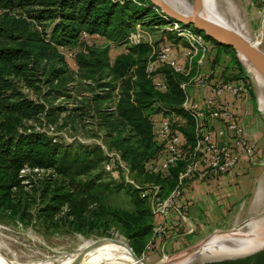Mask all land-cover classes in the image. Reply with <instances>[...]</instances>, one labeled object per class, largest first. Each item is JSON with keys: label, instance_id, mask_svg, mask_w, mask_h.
I'll list each match as a JSON object with an SVG mask.
<instances>
[{"label": "trees", "instance_id": "1", "mask_svg": "<svg viewBox=\"0 0 264 264\" xmlns=\"http://www.w3.org/2000/svg\"><path fill=\"white\" fill-rule=\"evenodd\" d=\"M139 1L142 5L118 4L111 0H0V218L18 220L24 226L32 225V221L47 224L53 220L55 211L66 204L77 218L82 219L91 201L97 203V208L91 211V220L100 222L106 218L117 224L135 255H141L155 238L159 237L161 241L163 235L154 233L150 203L136 188L133 187L134 193L130 197L131 210L106 206L103 193H99L100 187L94 184H84L77 192L72 190L75 177L103 161L101 147H76L66 141H54L45 132L20 129L23 120L38 116L45 110V104L15 91L20 82L33 85L37 81L36 75L43 61L52 63L45 82L50 86L55 84V89L65 88L72 80L73 71L58 48L75 49L76 73L83 86L91 85L84 83V78H92L104 91L107 87L112 90L118 82L120 97L115 111L100 107L104 95H95L91 99L99 117L98 124L103 125L112 137L110 145L120 151L130 173L142 180L140 183L134 180L136 183L157 184L159 196L166 198L178 182L183 163L171 167L169 176L146 171L145 162L156 158L162 149L154 139L150 116L158 111L159 104L185 116L186 127L180 126V129L189 144L193 143V122L181 107L184 94L179 84L183 75L164 69L161 77L167 83V90H156L145 73L149 55L147 45L144 42L127 45L124 41L141 19L149 18L145 25L164 22L155 14L149 0ZM45 25L50 27L48 36L44 33ZM81 31L98 33L104 43L86 45L80 50L83 46ZM206 39L211 42V50L216 49L211 59L213 66L220 62L221 55L231 57L221 76L244 83L239 80L244 69L235 51L212 38ZM114 44L127 46L110 62L108 50ZM131 67H135L137 76L133 83L124 77ZM106 77L110 81L102 83ZM7 89H11L10 94L5 92ZM112 130H115L114 136ZM25 166L32 171L34 168L43 170L42 177L36 176L37 172L30 173L28 190L24 189V176L20 172ZM55 175L61 180L56 187ZM32 206L33 210L30 209ZM214 264H264V251Z\"/></svg>", "mask_w": 264, "mask_h": 264}, {"label": "rangeland", "instance_id": "2", "mask_svg": "<svg viewBox=\"0 0 264 264\" xmlns=\"http://www.w3.org/2000/svg\"><path fill=\"white\" fill-rule=\"evenodd\" d=\"M188 1L191 2L192 0ZM208 3L207 13L215 17L210 7V1H208ZM213 3L215 11L221 13L225 17H223L224 23L236 28L240 32L242 31L241 33L258 43V46L264 51V0H213ZM151 14H149V16ZM141 20L143 21L145 19ZM165 25V22H156L143 27L144 31L147 33L146 37H148L147 35L150 36V40L147 39L144 42L149 49L148 57L154 50L155 55H153V58H155L161 53V49L164 45H171L175 53H178L179 48L188 49L187 43L182 39H176L177 37H174V33L165 29ZM43 28L44 33L48 36L50 30L49 25H45ZM127 45H111L108 50L110 62H112L117 54L124 51ZM240 58L243 62L239 60L243 66L244 72H242V76L239 80L240 82L248 84V99L245 102H241L240 111L236 108L235 113L238 118L242 120L249 139L256 143L259 156L255 164H250L252 179L250 180V189L246 199L237 203L234 211L228 218V223H226L224 227L218 229L238 228L247 233L246 228H248L251 222L256 221L259 224L263 223L260 226H264V116L258 111V108H260L264 112V107L261 105L260 90L255 78L241 56ZM65 59L68 67L73 71L72 80L66 83L65 88L59 87L55 89V84L50 86L45 82L48 77L47 73H49L52 64L49 61L41 62L39 71L36 75L37 81H35L33 85L25 84L24 82H20L17 85V90L15 91L23 93L29 99L45 104V110L34 118L24 119L20 129H34L35 131L45 132L60 143L66 141L74 144L76 147L78 145H84L86 147L100 146L102 157H104L103 161L98 166L92 167L89 171L75 177L72 190L77 192L78 187H82L84 184H94V186L100 187L99 193H103L101 195L104 198L103 202L106 206L131 210L132 205L130 197L131 194L134 193L133 186L124 184V174L116 159H113V163L110 161L113 166L111 171H104L105 163L111 159L108 154H119L120 158L123 161L125 160L122 158L120 151L110 145V139L112 137L108 134L103 125L98 124L99 117H97L98 115L94 109L95 104L91 101L92 97L95 95H104V99L100 102V107L113 106L118 82L116 81L115 88L112 90H110V87H107V90L104 91L95 84L96 82L92 78H84L85 80L82 81L84 83H90L91 85L83 86L76 73L78 66L74 58H67L65 56ZM174 59L183 66L184 63H181L179 58L177 59V56L174 57ZM196 59L197 57L193 59V66H195L194 61ZM157 64H159V66L155 74L163 76L164 69H171L181 74L175 71L166 62H157ZM215 65L216 64H214V66L212 65V70H214ZM197 75L198 73H196L194 68L188 75H183L184 79L182 82L187 83L185 86L187 93H189L190 90H198L197 92L201 91V87L196 85L199 83L196 80ZM108 81L110 80L107 77L102 79V83ZM5 92L10 94L11 89H7ZM49 125L53 126V129L49 128ZM114 135L115 130H112V136ZM31 172H37L36 176H43V170L32 171L29 168L25 169V171L22 172L24 176L22 183L25 185L24 189L27 190L29 189L28 183L31 178L29 176ZM133 175L130 173L129 177L136 182L138 181V183L142 181L137 178L136 175ZM60 183V178H58V175H55V187L56 185L59 186ZM33 208V206L30 207L31 210H33ZM96 208L97 203L90 201L87 208L88 211H85L82 215L83 218L79 219L72 210H69L71 207L69 208L68 205L65 204L55 211L53 220L47 224H35V221H32V225L29 224L24 226L18 220L10 221L7 218H0V255L7 260H15L25 264L46 258L57 259L55 257L63 253H74L81 247L83 239H122L120 237L122 233L117 224L111 223L106 218H102L100 222L95 221V219L93 221L91 220V211ZM104 221H106V223H104ZM213 232L214 230L210 233L194 236L195 238L191 237V239L182 244L179 249L170 248L166 252L157 249L156 246L157 243L159 244V241L157 240L158 238H155V241L149 242L145 251L138 257L146 264H157L163 258L165 259V256L179 253L211 235ZM117 233L119 234L118 236L116 235ZM122 236L124 237L122 240L131 247V243L128 239L124 235ZM185 236L187 239L190 238L188 235ZM255 242L258 244L257 249L259 251L261 248V250H264V236L262 234ZM258 250H256L257 252L255 251V253L252 252L253 254L249 253L251 255L245 254L246 256L241 255V257L238 256V258L256 255L259 253ZM72 255L74 254L70 256Z\"/></svg>", "mask_w": 264, "mask_h": 264}, {"label": "built area", "instance_id": "3", "mask_svg": "<svg viewBox=\"0 0 264 264\" xmlns=\"http://www.w3.org/2000/svg\"><path fill=\"white\" fill-rule=\"evenodd\" d=\"M118 4L132 2L134 4L142 3L139 0H111ZM148 6V5H147ZM155 14L159 16L165 23V29L174 33L175 37L184 40L188 49L185 52V61L183 66L178 64L173 56L175 52L171 45H164L155 58L154 50L148 57L145 65L146 76L152 80L156 90L164 92L167 90L165 79L155 74V70L159 66L157 62H166L175 71L183 75H188L194 68L198 73L196 85L206 91L204 105L198 106L190 100V96L185 90L186 82H181L179 87L184 94L182 109L192 120L193 143L186 142V137L180 129L179 123L176 121L174 111L169 108L158 105V111L150 116L153 127L154 139L162 149L156 158L145 162V169L149 173L169 176L170 168L175 164L182 162L183 171L178 176V185L170 192V194L161 199L159 196L160 187L154 185H140L129 177L130 171L128 165L120 158L119 154H108L110 161L116 159L122 173L124 174V183L130 184L139 191L141 197L146 198L151 206L153 215L162 218V222L154 227L155 234H164L165 219L171 212L177 214V219L183 231L191 233L194 230L193 224L189 221L183 206L175 203V198L179 195L180 185L186 179L197 178L205 179L207 176H219L230 173L240 163L248 165L255 164L258 161L259 153L257 145L251 141L246 133V128L242 120L238 118L230 100H238L245 102L248 99V87L245 83H236L231 80L216 77L213 70L202 72L201 65L211 50L212 45L206 39L202 32L196 31L192 26H186L179 22L170 20L166 15L162 14L157 8L150 5ZM149 21V18L139 21L135 24L134 30L126 35L124 41L127 44H139L150 40L143 27ZM80 38L84 49L86 45L103 44L104 39L98 33L89 34L81 31ZM58 50L67 58H73L76 54L75 49H69L60 46ZM195 66H193V59ZM129 78L131 83L135 82L137 76L135 67H131L124 76ZM132 94L133 91L131 90ZM115 102L113 106L107 109L115 111V104L120 97V90L117 84L115 90ZM133 97V95H132ZM50 126V125H49ZM49 128L53 129V126ZM56 141V139L54 140ZM115 156V157H114ZM107 161L104 165V171H111L112 163ZM28 169L24 167L21 173ZM33 170L37 171V168ZM119 235L118 233L116 234ZM122 239L124 237L120 235Z\"/></svg>", "mask_w": 264, "mask_h": 264}, {"label": "crops", "instance_id": "4", "mask_svg": "<svg viewBox=\"0 0 264 264\" xmlns=\"http://www.w3.org/2000/svg\"><path fill=\"white\" fill-rule=\"evenodd\" d=\"M185 52L186 48H179L178 53L176 52L173 58L177 56V59L179 58V61L183 63L185 61ZM215 53L216 49H212L210 54L204 59L201 65L203 73L212 70L211 59ZM221 57L220 62L215 65L213 70L216 77H222L221 71L231 59L228 54H223ZM234 71L237 72V70ZM197 91L190 90L188 93L190 100L198 106H203L206 91L203 89H201L200 92ZM230 101L235 111L236 108H238V110L240 109V101ZM175 115L179 125L186 127L187 119L185 116H181L177 113H175ZM186 142L189 143L187 139ZM251 170L250 165L240 163L236 165L230 173L219 176H207L202 180L195 177L186 179L179 187V195L175 198V203L180 207L183 206L189 221L194 226V230L191 233L183 231L182 227L179 225L177 214L175 212L169 213L165 219V232L162 234L163 236L160 235L161 241L158 239L159 244L157 243V249L162 252H166L170 248L177 250L187 240L189 241L191 237L195 238L196 236L210 233L215 229L224 227V225L228 223V218L234 211L237 203H239V201H244L249 193L250 180L252 179ZM143 185H154V183H146ZM177 185L178 182L175 186ZM153 222L154 227H156L162 222V218L158 215H153ZM185 235H188L190 238L187 239ZM262 251L264 250L258 252L260 253ZM242 258L209 261L204 264H214L225 260Z\"/></svg>", "mask_w": 264, "mask_h": 264}, {"label": "bare ground", "instance_id": "5", "mask_svg": "<svg viewBox=\"0 0 264 264\" xmlns=\"http://www.w3.org/2000/svg\"><path fill=\"white\" fill-rule=\"evenodd\" d=\"M166 1L172 6H174L176 9H179L183 12H188L191 10V2L188 0ZM208 1H210V7L211 10L214 12V16L217 18V20L224 23L225 17L221 13L215 11L213 0H204L206 11H208ZM242 59L244 60L248 69L252 72L255 78V81L260 90L259 94L261 96V105L262 107H264V76H262L256 69H254L246 61L245 58L242 57ZM262 224H259L256 221L251 222L248 228H246L247 233L243 232L238 228H236L233 233L229 234L215 233L207 240V242L202 244L195 253L189 256H185L177 260L176 262L170 264H200L206 261L233 258L255 252L256 250H258V244L255 241L259 236H261L263 226L260 225ZM92 244L94 245V247L83 257L80 264H146L141 258H139V260L135 258L133 251L129 249V246L122 239H83L81 247L89 246ZM73 257L74 255H68V257H65L62 260H60L59 258H46L36 262H29L25 264H62L68 260H71ZM164 260H166V258ZM0 264L24 263H19L15 260H7L6 258L0 255Z\"/></svg>", "mask_w": 264, "mask_h": 264}, {"label": "water", "instance_id": "6", "mask_svg": "<svg viewBox=\"0 0 264 264\" xmlns=\"http://www.w3.org/2000/svg\"><path fill=\"white\" fill-rule=\"evenodd\" d=\"M149 2L153 7L157 8L162 14L166 15L170 20L179 22L186 26H192L195 30H197L198 32H202L206 37L212 38L217 43L230 46L235 51L236 56L239 58L241 62L242 60L240 58V55L243 58H245L246 61L254 69H256L262 76H264V51L258 46V43L252 41L249 37L239 32L236 28H233L217 20L213 16L209 15L206 11L204 0H192L191 10L188 12H183L179 9H176L166 0H149ZM258 111L264 116V112L262 111V109L258 108ZM235 229L236 228L217 229L214 230V232L211 235L215 233L229 234V233H233ZM261 234L264 236V226L262 228ZM211 235L203 238L199 242L187 247L186 249H184L179 253H175L170 256H165L166 260H163L164 259L163 258L157 264H170L176 262L177 260L185 256H189L195 253L202 244L207 242V240L210 238ZM93 247H94L93 244L85 247H80L74 253H63L55 258H59L60 260H62L65 257H68V255L74 254V257L71 260H68L62 264H80L83 257L88 252H90V250ZM129 249L133 251L131 247H129ZM133 254L135 258L139 260V257L135 255L134 252ZM233 258H238V257H233ZM233 258H225V259H233ZM218 260H224V259H218Z\"/></svg>", "mask_w": 264, "mask_h": 264}]
</instances>
